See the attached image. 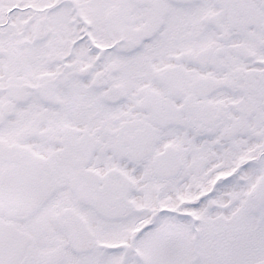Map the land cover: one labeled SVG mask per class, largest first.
Segmentation results:
<instances>
[{"label": "snow or ice", "instance_id": "6c2138e0", "mask_svg": "<svg viewBox=\"0 0 264 264\" xmlns=\"http://www.w3.org/2000/svg\"><path fill=\"white\" fill-rule=\"evenodd\" d=\"M0 264H264V0H0Z\"/></svg>", "mask_w": 264, "mask_h": 264}]
</instances>
